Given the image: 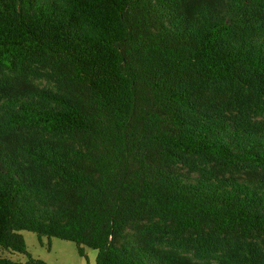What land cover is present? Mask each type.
<instances>
[{"label":"trees","instance_id":"1","mask_svg":"<svg viewBox=\"0 0 264 264\" xmlns=\"http://www.w3.org/2000/svg\"><path fill=\"white\" fill-rule=\"evenodd\" d=\"M24 230L264 264V0H0V264H49Z\"/></svg>","mask_w":264,"mask_h":264},{"label":"rangeland","instance_id":"2","mask_svg":"<svg viewBox=\"0 0 264 264\" xmlns=\"http://www.w3.org/2000/svg\"><path fill=\"white\" fill-rule=\"evenodd\" d=\"M22 234L25 237L28 252L35 258L47 261L49 264H97V250L86 248V255L81 256L74 242L60 238H52L50 247L49 239L43 237L41 242L36 233L24 230ZM14 260L25 262L28 260L27 254L16 253Z\"/></svg>","mask_w":264,"mask_h":264}]
</instances>
